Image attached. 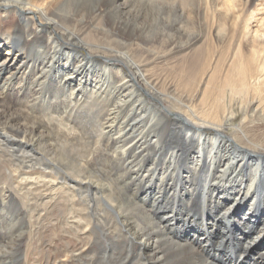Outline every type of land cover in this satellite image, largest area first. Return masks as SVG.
Here are the masks:
<instances>
[{"label":"bare ground","instance_id":"6f19581e","mask_svg":"<svg viewBox=\"0 0 264 264\" xmlns=\"http://www.w3.org/2000/svg\"><path fill=\"white\" fill-rule=\"evenodd\" d=\"M212 4L0 0V264L110 227L125 262L264 264V18ZM33 194L60 233L38 254Z\"/></svg>","mask_w":264,"mask_h":264},{"label":"rangeland","instance_id":"374dc122","mask_svg":"<svg viewBox=\"0 0 264 264\" xmlns=\"http://www.w3.org/2000/svg\"><path fill=\"white\" fill-rule=\"evenodd\" d=\"M204 5H205V0H200ZM213 6L216 7V9L222 13L223 15H233L236 14L238 15L239 13H243V16L247 17H253V22L252 26L253 28H256V22L254 20L256 19H262L264 18V0H252L251 2H246V0H212ZM233 6V7H231ZM232 8V9H230ZM240 8V9H239ZM150 13H152L151 10H149ZM204 13V11H202ZM252 28V29H253ZM64 43V46L67 47L68 49L71 48V44L69 43ZM7 50V47H5L2 50V54L5 55V52ZM81 52V51H80ZM0 57H3L2 55ZM96 59H103L101 56H96ZM24 108L25 103L19 102L18 106ZM0 107H1V102H0ZM27 115V114H26ZM29 119V121L33 120H38V122H44L48 123V121L45 118L39 117V118H33L31 115L26 117ZM54 136V134H53ZM102 161H100L101 163ZM94 164H97V162ZM97 166V165H96ZM34 198L31 200L32 203V209H33V222H34V230L33 233L30 236H26L24 239V247H27L29 243L32 242L33 244V249L34 251L38 254L40 253V249L42 246V236L43 233L46 235V237H51L52 234L59 235L60 233L57 229H54V227H51L50 229H46L44 224L49 221V219L46 218L47 214L39 208V202L37 201V198L35 194ZM31 196V195H30ZM40 201L42 198H39ZM41 211V212H40ZM249 211V205H246L245 208L243 209V213ZM43 213L44 219L46 220L45 222H39L38 220V214ZM56 211L52 212L50 214V217H55ZM264 218V217H263ZM38 220V221H37ZM50 221L51 218H50ZM43 226V227H42ZM112 229V230H111ZM96 234L93 236L91 244H90V249L84 252L82 255V259H74L71 264H140L141 261L138 258V256L132 258L130 261L125 262L124 259L126 258L128 252H129V242L128 239L124 236L125 233L124 231L119 232L118 230L113 229V227H110L109 230L103 235L99 230H97ZM47 233V234H46ZM100 233V234H99ZM107 238V239H106ZM110 243L112 245L111 249H108L107 252L105 251L106 243ZM127 242V243H126ZM234 245L238 246L237 244L233 243L230 245L229 249L228 247L225 248V251L228 252L230 249H235L236 247H233ZM116 246V247H115ZM212 247L214 248H219L218 243L214 242L212 244ZM222 249H219L218 251H221ZM235 252V251H234ZM112 255V256H111ZM111 256V257H110ZM107 259L110 261V263L107 262Z\"/></svg>","mask_w":264,"mask_h":264}]
</instances>
